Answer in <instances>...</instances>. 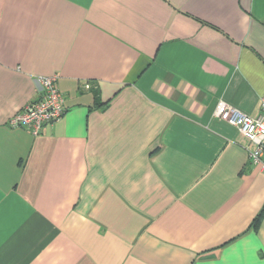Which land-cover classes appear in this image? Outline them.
Here are the masks:
<instances>
[{"label": "crops", "instance_id": "crops-1", "mask_svg": "<svg viewBox=\"0 0 264 264\" xmlns=\"http://www.w3.org/2000/svg\"><path fill=\"white\" fill-rule=\"evenodd\" d=\"M262 97L264 0H0V264H264Z\"/></svg>", "mask_w": 264, "mask_h": 264}, {"label": "built area", "instance_id": "built-area-1", "mask_svg": "<svg viewBox=\"0 0 264 264\" xmlns=\"http://www.w3.org/2000/svg\"><path fill=\"white\" fill-rule=\"evenodd\" d=\"M38 96L28 101L6 122L9 127H24L32 135H38L43 126L53 124L64 115V96L57 86V76H37ZM214 116L235 126L249 141L248 156L264 171V97L261 98L257 114L241 112L225 101L217 102Z\"/></svg>", "mask_w": 264, "mask_h": 264}, {"label": "trees", "instance_id": "trees-1", "mask_svg": "<svg viewBox=\"0 0 264 264\" xmlns=\"http://www.w3.org/2000/svg\"><path fill=\"white\" fill-rule=\"evenodd\" d=\"M258 218H255L254 222L257 221Z\"/></svg>", "mask_w": 264, "mask_h": 264}]
</instances>
